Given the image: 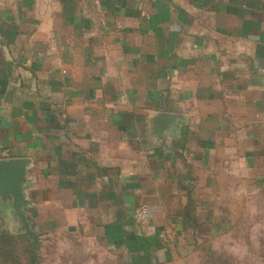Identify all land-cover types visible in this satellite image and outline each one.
<instances>
[{"label": "crops", "instance_id": "0c3cea01", "mask_svg": "<svg viewBox=\"0 0 264 264\" xmlns=\"http://www.w3.org/2000/svg\"><path fill=\"white\" fill-rule=\"evenodd\" d=\"M11 160L39 237L156 264L228 228L264 180V0H0ZM0 230L23 231L9 203Z\"/></svg>", "mask_w": 264, "mask_h": 264}, {"label": "rangeland", "instance_id": "374dc122", "mask_svg": "<svg viewBox=\"0 0 264 264\" xmlns=\"http://www.w3.org/2000/svg\"><path fill=\"white\" fill-rule=\"evenodd\" d=\"M230 203V221L229 217L224 220L229 222L228 228L213 234L207 231L191 248L156 264H264V180L252 188L240 189L239 196ZM4 232L0 230V234ZM25 234L23 230L18 235ZM19 246L17 254L22 264H30L28 255L23 253L27 248L32 250L35 264L135 263L100 241L61 231H48L36 242L31 236L22 237Z\"/></svg>", "mask_w": 264, "mask_h": 264}, {"label": "water", "instance_id": "95a60500", "mask_svg": "<svg viewBox=\"0 0 264 264\" xmlns=\"http://www.w3.org/2000/svg\"><path fill=\"white\" fill-rule=\"evenodd\" d=\"M25 173L26 162L22 160L0 162V212L2 205L11 204L15 216L23 225V230L36 242L40 237L30 230L24 212V208L30 204L23 193Z\"/></svg>", "mask_w": 264, "mask_h": 264}, {"label": "trees", "instance_id": "16d2710c", "mask_svg": "<svg viewBox=\"0 0 264 264\" xmlns=\"http://www.w3.org/2000/svg\"><path fill=\"white\" fill-rule=\"evenodd\" d=\"M22 237L29 238L30 236L27 234L13 235V234H8L6 232L0 234V264H22L17 254L18 246L19 244H21ZM24 251L23 253H26L28 255V263L30 262V264H35V262L33 261L34 256L32 250L30 251L29 248H27ZM139 264H144V263H139Z\"/></svg>", "mask_w": 264, "mask_h": 264}, {"label": "built area", "instance_id": "2783aa9c", "mask_svg": "<svg viewBox=\"0 0 264 264\" xmlns=\"http://www.w3.org/2000/svg\"><path fill=\"white\" fill-rule=\"evenodd\" d=\"M135 222L140 225H146L148 222V211L145 205H141L135 209L133 214Z\"/></svg>", "mask_w": 264, "mask_h": 264}]
</instances>
